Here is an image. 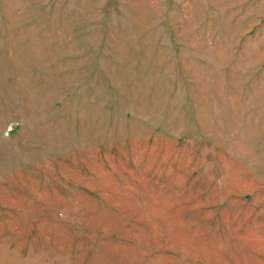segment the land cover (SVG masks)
Instances as JSON below:
<instances>
[{"label":"rangeland","instance_id":"374dc122","mask_svg":"<svg viewBox=\"0 0 264 264\" xmlns=\"http://www.w3.org/2000/svg\"><path fill=\"white\" fill-rule=\"evenodd\" d=\"M0 264H264V0H0Z\"/></svg>","mask_w":264,"mask_h":264}]
</instances>
